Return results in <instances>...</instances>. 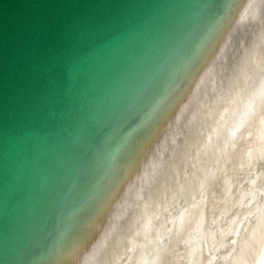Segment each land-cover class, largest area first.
I'll use <instances>...</instances> for the list:
<instances>
[{
  "label": "bare ground",
  "instance_id": "obj_1",
  "mask_svg": "<svg viewBox=\"0 0 264 264\" xmlns=\"http://www.w3.org/2000/svg\"><path fill=\"white\" fill-rule=\"evenodd\" d=\"M156 52L15 264H264V0H205Z\"/></svg>",
  "mask_w": 264,
  "mask_h": 264
},
{
  "label": "water",
  "instance_id": "obj_2",
  "mask_svg": "<svg viewBox=\"0 0 264 264\" xmlns=\"http://www.w3.org/2000/svg\"><path fill=\"white\" fill-rule=\"evenodd\" d=\"M204 2L0 0V264L19 260L107 110Z\"/></svg>",
  "mask_w": 264,
  "mask_h": 264
}]
</instances>
